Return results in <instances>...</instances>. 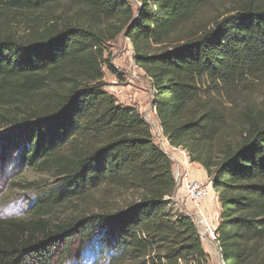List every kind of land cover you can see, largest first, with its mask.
Masks as SVG:
<instances>
[{
  "label": "trees",
  "instance_id": "trees-1",
  "mask_svg": "<svg viewBox=\"0 0 264 264\" xmlns=\"http://www.w3.org/2000/svg\"><path fill=\"white\" fill-rule=\"evenodd\" d=\"M137 1L0 0V169L53 182L25 218L0 216V264H63L94 234L110 264H208L171 157L104 89L121 34L162 135L211 180L223 264H264V117L246 99L264 85V0Z\"/></svg>",
  "mask_w": 264,
  "mask_h": 264
},
{
  "label": "rangeland",
  "instance_id": "rangeland-1",
  "mask_svg": "<svg viewBox=\"0 0 264 264\" xmlns=\"http://www.w3.org/2000/svg\"><path fill=\"white\" fill-rule=\"evenodd\" d=\"M133 9H137L139 2L129 0ZM105 56L109 57L110 63L117 71L111 73L106 66H103L105 82L104 89L110 94L121 90L120 95H116V100L123 105H133L137 107L141 115L149 124L154 141L160 148L170 155V149L161 133L155 111L152 107L153 90L149 78L134 63L132 58V49L129 41L119 35L114 41L106 46ZM253 112L264 117V85L258 86L248 97ZM11 131L10 127L0 128V141L3 135ZM6 136V135H5ZM186 164L189 160L186 155L180 152ZM172 159V169L176 181V188L173 192V204L178 210L190 215L200 234L203 248L208 255V264H222L219 256V249L215 236L211 234L218 222L219 203L215 192L211 186V180L207 177L204 180L191 177L186 168L179 167L183 165ZM187 165V164H186ZM188 175L202 184H209L210 193L203 201L200 207H196L191 199L185 193L181 186L182 177ZM30 185V186H29ZM53 182L46 175L30 168H20L12 162H7L0 169V216L25 218L27 211L36 194L51 187ZM111 250L105 246L104 239L94 234L82 247L79 256L70 259L63 264H110Z\"/></svg>",
  "mask_w": 264,
  "mask_h": 264
},
{
  "label": "built area",
  "instance_id": "built-area-1",
  "mask_svg": "<svg viewBox=\"0 0 264 264\" xmlns=\"http://www.w3.org/2000/svg\"><path fill=\"white\" fill-rule=\"evenodd\" d=\"M120 94L121 90H118L114 96L116 97V95ZM181 186L196 207H200L210 193L209 184H202L194 179H190L188 175L182 177ZM211 233L213 234V232Z\"/></svg>",
  "mask_w": 264,
  "mask_h": 264
},
{
  "label": "crops",
  "instance_id": "crops-1",
  "mask_svg": "<svg viewBox=\"0 0 264 264\" xmlns=\"http://www.w3.org/2000/svg\"><path fill=\"white\" fill-rule=\"evenodd\" d=\"M158 122V120H157ZM166 144L168 145L169 149H170V157L174 158L179 164L181 163L183 165V167L181 165H179V167L182 168H186L189 172H190V176L197 178L199 180H204L205 178L207 179V174L205 172V170L197 163H190L189 161L186 164H183L185 160H183L182 155L179 153V149L180 148H174L171 147L167 140L165 139ZM181 150V149H180ZM182 151V152H181ZM180 152L184 154V159H186V153L181 150ZM176 188V187H175ZM214 192V191H213ZM173 195L172 194V202H173Z\"/></svg>",
  "mask_w": 264,
  "mask_h": 264
},
{
  "label": "water",
  "instance_id": "water-1",
  "mask_svg": "<svg viewBox=\"0 0 264 264\" xmlns=\"http://www.w3.org/2000/svg\"><path fill=\"white\" fill-rule=\"evenodd\" d=\"M130 27L127 28V30L129 29ZM123 38H125V36L123 35ZM214 235V233H213ZM217 248L219 249V245L217 244ZM219 256H220V261L222 262L223 264V261H222V258H221V253H220V250H219Z\"/></svg>",
  "mask_w": 264,
  "mask_h": 264
},
{
  "label": "bare ground",
  "instance_id": "bare-ground-1",
  "mask_svg": "<svg viewBox=\"0 0 264 264\" xmlns=\"http://www.w3.org/2000/svg\"><path fill=\"white\" fill-rule=\"evenodd\" d=\"M212 234V233H211Z\"/></svg>",
  "mask_w": 264,
  "mask_h": 264
}]
</instances>
